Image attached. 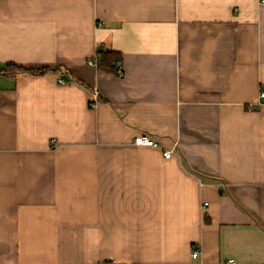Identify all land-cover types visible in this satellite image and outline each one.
Returning <instances> with one entry per match:
<instances>
[{"label": "crops", "instance_id": "obj_1", "mask_svg": "<svg viewBox=\"0 0 264 264\" xmlns=\"http://www.w3.org/2000/svg\"><path fill=\"white\" fill-rule=\"evenodd\" d=\"M262 91L261 0H0V264H264Z\"/></svg>", "mask_w": 264, "mask_h": 264}, {"label": "built area", "instance_id": "obj_2", "mask_svg": "<svg viewBox=\"0 0 264 264\" xmlns=\"http://www.w3.org/2000/svg\"><path fill=\"white\" fill-rule=\"evenodd\" d=\"M262 2H264V0H261ZM98 62H99V57L98 54L95 56V58H93L92 60L89 61V64L91 66L97 67L98 66ZM116 70H117V74L119 76L123 75V67H122V63H118L116 65ZM65 80L60 79V83H64ZM99 99L98 96L96 95V99L94 100L93 104L91 105L92 108H95L98 105ZM259 104H264V91H262L260 93V102ZM134 144L136 146H145V147H159L158 143L156 142V140L148 133H142L139 136L134 138ZM163 155L165 158L170 159L173 155H174V149H170V150H164L163 151ZM200 255V251L199 250H195L192 253V256L194 259H197ZM228 263H233L231 260H229Z\"/></svg>", "mask_w": 264, "mask_h": 264}, {"label": "trees", "instance_id": "obj_3", "mask_svg": "<svg viewBox=\"0 0 264 264\" xmlns=\"http://www.w3.org/2000/svg\"><path fill=\"white\" fill-rule=\"evenodd\" d=\"M98 57H99V62L97 68L117 74L116 70V65L118 63H122V55L120 52L116 51H104L100 50L98 51ZM52 69H47V70H28L25 68H17L13 65H9L8 69L4 72L8 74L15 75L17 73H31V74H42L45 73L46 71H50ZM118 75V74H117Z\"/></svg>", "mask_w": 264, "mask_h": 264}]
</instances>
